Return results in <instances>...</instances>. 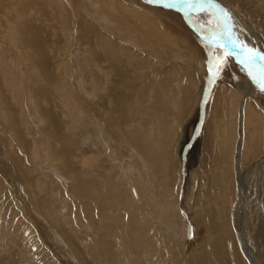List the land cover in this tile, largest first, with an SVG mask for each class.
Returning <instances> with one entry per match:
<instances>
[{
	"label": "rangeland",
	"instance_id": "1",
	"mask_svg": "<svg viewBox=\"0 0 264 264\" xmlns=\"http://www.w3.org/2000/svg\"><path fill=\"white\" fill-rule=\"evenodd\" d=\"M42 2L0 0V264H264V91L236 56L198 124L217 9L200 30L146 0ZM211 2L264 53V0Z\"/></svg>",
	"mask_w": 264,
	"mask_h": 264
},
{
	"label": "snow or ice",
	"instance_id": "2",
	"mask_svg": "<svg viewBox=\"0 0 264 264\" xmlns=\"http://www.w3.org/2000/svg\"><path fill=\"white\" fill-rule=\"evenodd\" d=\"M149 3L163 4L164 7L174 8L177 5L187 8L189 11L198 7L200 11H206L205 3H208L211 7L217 9L218 20L224 23V29L219 31L218 34L213 35L212 44L218 45L220 40L227 41V51H223L222 55H217L211 45L206 44L209 47V61L208 71L211 73L212 80H214L218 73L223 69L227 63L229 56H236L238 62L242 64L248 71L251 79L259 86L261 91H264V53L259 52L254 48H249L242 41H237L233 38L231 29L228 26V21L231 20V16L224 8L211 2V0H148ZM187 14V13H186ZM219 28V25L216 26ZM226 45H220V49L223 50ZM209 81V83L212 82Z\"/></svg>",
	"mask_w": 264,
	"mask_h": 264
},
{
	"label": "bare ground",
	"instance_id": "3",
	"mask_svg": "<svg viewBox=\"0 0 264 264\" xmlns=\"http://www.w3.org/2000/svg\"><path fill=\"white\" fill-rule=\"evenodd\" d=\"M12 1V0H11ZM26 1V0H25ZM36 1H38V3L39 4H43V2H42V0H36ZM36 1L35 0H32V2L33 3H35L36 4ZM69 2V1H68ZM146 2H148V0H146ZM149 3V2H148ZM82 4V3H81ZM150 4H152V5H155L156 3H150ZM22 5V4H21ZM32 5V4H31ZM66 5H67V3H66ZM158 5V4H157ZM55 6H57L56 4H55ZM81 6L82 5H80V7H78V8H81ZM177 6H179V5H177ZM32 7H34V8H36L35 6H32ZM41 7V6H40ZM39 7V8H40ZM64 7V6H63ZM180 8H182V10L184 11V10H187L185 7H182V6H179ZM98 8V7H97ZM106 8V7H105ZM23 9V8H22ZM21 9V10H22ZM31 9V8H30ZM37 9H38V7H37ZM77 9V8H76ZM81 9H83V7L81 8ZM94 9V8H93ZM112 9V8H111ZM35 10V9H34ZM74 10V9H73ZM96 10V9H95ZM193 10H195V9H193ZM192 9L189 11V10H187V14H186V12H185V14H186V16H188V18L190 19V22H191V24H193V25H197L198 27H200L199 25H198V22H196L195 21V19H194V14H193V11ZM24 11H25V9H24ZM31 11H32V9H31ZM61 11V10H60ZM70 11V10H69ZM76 11V10H75ZM77 11H79V10H77ZM76 11V12H77ZM85 11V10H84ZM196 11V10H195ZM81 12V11H80ZM83 12V11H82ZM104 12V11H103ZM114 12V11H113ZM33 13V12H32ZM34 13H39V12H37L36 10L34 11ZM72 13V12H71ZM17 14H18V12H17ZM19 14H21V13H19ZM35 14V15H36ZM40 14H42V12L40 13ZM40 14H37V15H39L40 16ZM60 14H62V13H60ZM76 14V13H75ZM197 14V13H196ZM23 14H21V16H22ZM30 15V14H29ZM34 14H32V16H33ZM34 15V17L37 19V17ZM43 15V14H42ZM64 15H66L65 13L63 14V17H64ZM90 15L92 16V14L90 13ZM17 16V15H16ZM31 16V15H30ZM94 16H96V15H94ZM93 16V17H94ZM20 17V16H19ZM50 17H51V15H50ZM59 17H60V15H59ZM106 17V16H105ZM16 18V17H15ZM18 18V17H17ZM23 18V17H22ZM31 18V17H30ZM43 18V17H42ZM72 18V17H71ZM78 18V20H76V17H75V21H77L78 22V24H79V26H84L85 25V23L87 22L86 21V19H83L82 17H77ZM95 18V17H94ZM186 18V17H185ZM20 18H18V20H19ZM38 19H40L39 17H38ZM37 19V20H38ZM44 19V18H43ZM60 19H62V17L61 18H59V20ZM202 19V18H201ZM16 20V19H15ZM31 20V19H30ZM29 20V21H30ZM47 20V19H46ZM50 20H52V19H50ZM63 20V19H62ZM74 20V19H73ZM94 20V19H93ZM193 20V21H192ZM17 21V20H16ZM34 21V20H33ZM36 21V20H35ZM56 21V20H55ZM96 21V20H95ZM17 22H19V21H17ZM38 22V21H37ZM46 22H48V21H46ZM51 21H49V23H50ZM57 22V21H56ZM77 22H75V23H77ZM97 22V21H96ZM30 22H28V24H29ZM36 23V22H35ZM39 23V22H38ZM37 23V24H38ZM40 23H45V20H44V22L42 21V22H40ZM48 23V26L49 25H52V24H49ZM66 23V22H65ZM74 23V22H73ZM8 24H10V23H8ZM12 24V23H11ZM33 24V23H32ZM59 24V23H58ZM78 24H77V26H78ZM31 25V24H30ZM34 25V24H33ZM44 25H46V24H44ZM65 25V24H64ZM67 26L69 25V24H66ZM114 25V24H113ZM259 25V24H258ZM262 25V27H263V25H264V23L263 24H261ZM76 26V25H75ZM202 26V25H201ZM9 27H10V25H9ZM12 27V26H11ZM31 27V26H30ZM39 27H41L40 25H39ZM124 27V26H123ZM203 27V26H202ZM13 28V27H12ZM76 28V27H75ZM74 28V29H75ZM204 28H205V26H204ZM105 29V28H104ZM193 29H195L194 27H193ZM198 29V28H197ZM33 30V29H32ZM36 30V29H35ZM200 30H203L201 27H200ZM264 30V29H263ZM77 31V30H76ZM106 31V30H105ZM70 32V31H69ZM73 32V31H72ZM209 32V31H208ZM264 32V31H263ZM74 33V32H73ZM104 33V32H103ZM77 34V33H76ZM108 34V33H107ZM75 35V34H74ZM114 35V34H113ZM123 36H125L124 34H123ZM138 36V35H137ZM67 38L69 37V36H66ZM112 37V36H111ZM113 38V37H112ZM235 38V37H234ZM69 39V38H68ZM68 39H66L67 41H68ZM127 39H128V37H127ZM144 39V38H143ZM25 40V39H24ZM72 40V39H71ZM28 40H26V42H27ZM123 41H124V39H123ZM134 42H135V40H134ZM224 42V41H223ZM226 42V41H225ZM28 43V42H27ZM66 44H68V42L66 43ZM70 44V43H69ZM102 44L104 45V46H108V42L106 41V40H104V39H102ZM124 44V43H123ZM130 44V43H129ZM80 45V44H79ZM135 45H137L136 43H135ZM29 47V45H26V47ZM68 47V46H67ZM86 47V46H85ZM85 47H83V48H85ZM88 47V46H87ZM86 47V48H87ZM80 49H81V47H80ZM128 49V48H127ZM32 50V49H31ZM67 50V49H66ZM45 53V52H44ZM43 54V53H42ZM125 54V53H124ZM49 55V54H48ZM75 55V54H74ZM84 55V54H83ZM39 56V55H38ZM36 57H37V55H36ZM109 57H110V55H109ZM112 58H115V54H113L112 56H111ZM37 58H40V59H38V60H40L41 61V66L42 67H44V65H45V57H43V55H41V57L39 56V57H37ZM47 59H49V57L47 58ZM67 59V58H66ZM83 59V58H82ZM37 60V59H36ZM76 60V59H75ZM78 60V59H77ZM36 62V61H35ZM78 63V62H77ZM48 64V63H47ZM49 64H50V62H49ZM99 65V64H98ZM49 66V65H48ZM92 65H90V67H91ZM19 67H20V65H19ZM47 67V66H46ZM53 67V66H52ZM62 67V66H61ZM67 67V66H66ZM80 68V67H79ZM78 68V69H79ZM97 69V68H96ZM99 69V68H98ZM44 70V69H43ZM99 70H101V69H99ZM45 71V70H44ZM49 71V70H48ZM51 71V70H50ZM49 71V72H50ZM81 71V70H80ZM91 71H93V70H91ZM112 71V70H111ZM90 72V71H89ZM94 72V71H93ZM105 72H106V70H105ZM78 73H80V72H78ZM101 73V72H100ZM49 74V73H48ZM105 74V73H104ZM80 75V74H79ZM84 77V76H83ZM92 77H93V75H92ZM106 78V77H105ZM9 79V78H8ZM62 79V78H61ZM80 79V78H79ZM109 80V79H108ZM107 80V81H108ZM67 81V80H66ZM106 81V80H105ZM107 81L105 82V83H107ZM10 82V81H9ZM68 82V81H67ZM18 83V82H17ZM89 83H91V82H89ZM78 84H80V86H81V88H82V90H83V86L84 85H86L85 83H84V80H82L80 83H78ZM61 85V84H60ZM91 85V84H90ZM94 85V84H93ZM68 86H69V84H68ZM95 87H96V85H94ZM251 83L250 82H244V83H241L240 85H239V89H240V91H242L243 92V94H245V98H244V100H243V102L241 103V108H240V118H239V122H240V137H242V135L243 134H241V131H243V129H244V124H245V122H244V112H245V106H244V104H245V102H246V98H248V96L250 95V94H252V93H255V92H253L252 91V89H251ZM61 87V86H60ZM70 87H72V86H69V88ZM85 87V86H84ZM93 87V86H92ZM103 87V86H102ZM20 88V87H19ZM77 88V87H76ZM98 88H99V85H98ZM71 89V88H70ZM69 89V90H70ZM93 89H95L94 87L91 89L92 90V92L94 91ZM67 90V89H66ZM72 90V89H71ZM100 90V89H99ZM85 92L87 91V90H84ZM13 92V91H12ZM69 92V91H68ZM71 92V91H70ZM78 92V91H77ZM82 92V91H81ZM80 92V93H81ZM89 92V91H88ZM88 92H86V94L88 93ZM95 93L97 92L96 90L94 91ZM99 92V91H98ZM252 92V93H251ZM59 93V92H58ZM75 93V92H74ZM91 93V92H90ZM63 93H61V95H62ZM65 94V93H64ZM63 94V95H64ZM78 94H79V92H78ZM85 94V93H84ZM92 95L94 94V93H91ZM15 95V94H14ZM20 95V94H19ZM60 95V93L58 94V96ZM60 95V96H61ZM67 95H69V94H67ZM96 94H94L93 96H95ZM17 96V95H16ZM15 96V97H16ZM23 96V95H22ZM59 96V97H60ZM71 96V95H70ZM70 96H68V99H70ZM77 96V95H76ZM78 96H80V95H78ZM82 96V95H81ZM89 96H90V94H89ZM209 96H210V94H209ZM209 96L207 97V101H206V104H207V102H208V99H209ZM63 97H65V95L63 96ZM67 97V96H66ZM66 97H65V99H66ZM87 97V96H86ZM60 98H62V96L60 97ZM71 98H74V97H71ZM77 98V97H76ZM91 98V97H90ZM251 98V97H250ZM256 98V97H255ZM63 99V98H62ZM89 99V98H88ZM92 100V99H91ZM94 100H96L95 99V97H94ZM255 100V99H254ZM69 101V100H68ZM70 101H72L73 103L75 102L74 101V99H71ZM26 102V101H25ZM88 102V101H87ZM95 102V101H94ZM33 103V102H32ZM49 103V102H48ZM63 104H64V102H63ZM69 104V103H68ZM76 104V103H75ZM205 104V105H206ZM60 105V104H59ZM65 106V105H64ZM63 106V107H64ZM61 107V106H60ZM69 108V107H68ZM67 108V109H68ZM65 109V108H64ZM206 109V108H205ZM68 110H71V109H68ZM65 112V111H64ZM69 112V111H68ZM86 112H88V111H86ZM60 113V112H59ZM63 113V112H62ZM61 113V114H62ZM67 113V112H66ZM66 113H64V114H66ZM71 113V112H70ZM91 113V112H90ZM204 114H205V112H204ZM68 115H70V114H68ZM68 115H64V116H68ZM97 115V114H96ZM95 115V116H96ZM39 116V115H38ZM37 116V117H38ZM56 116V115H55ZM91 116V115H90ZM51 117H53L52 115H51ZM70 117V116H69ZM75 117V116H74ZM81 117V116H80ZM85 117V116H84ZM62 118V117H61ZM97 117H95V119H96ZM203 118H204V116H203ZM41 121H42V119L41 118H39ZM58 119V118H57ZM71 119V118H70ZM91 119V118H90ZM46 120V119H45ZM48 120V119H47ZM86 120V119H85ZM92 120V119H91ZM97 120V119H96ZM38 121V120H37ZM60 121V120H59ZM93 121V120H92ZM92 121H90V122H92ZM62 122V121H61ZM95 122V121H94ZM97 122V121H96ZM48 123V122H47ZM63 123V122H62ZM99 123V122H98ZM41 124H43V122L41 123ZM49 125V124H48ZM52 125V124H51ZM53 125H54V127H55V132L57 133V134H60V133H62L63 131L62 130H64V129H62V126L60 125V124H58V123H56L55 121H53ZM81 125V124H80ZM50 126V125H49ZM51 127V126H50ZM50 127H49V129H50ZM63 127H65V126H63ZM70 127H68V129L67 130H70L69 129ZM81 128V127H80ZM243 128V129H242ZM92 129V128H91ZM50 131V130H49ZM52 131V130H51ZM50 131V132H51ZM115 131V130H114ZM54 132V133H55ZM49 133V132H48ZM63 133H66L65 131L63 132ZM68 134V133H67ZM48 135H50V133L48 134ZM64 135V134H63ZM56 136V135H55ZM65 136V135H64ZM48 137H50V136H48ZM65 137H67V136H65ZM64 137V138H65ZM91 138V137H90ZM110 138V137H109ZM243 138V137H242ZM48 139V138H47ZM51 139H52V137H51ZM55 139V138H54ZM50 140V139H49ZM59 141V140H58ZM105 141V140H104ZM241 142H242V140H240ZM46 142V141H45ZM50 143V142H49ZM65 143V142H64ZM46 144V143H45ZM66 144V143H65ZM46 147V146H45ZM238 150H241V144H239V146H238V148H237ZM46 151V153H50L51 154V152L52 151H50L49 149L48 150H45ZM62 151V150H61ZM65 152V151H64ZM79 152V151H78ZM61 153V152H60ZM66 153V152H65ZM239 153H240V151H239ZM58 154V153H57ZM63 154V153H62ZM61 154V155H62ZM80 154V153H79ZM75 155V154H74ZM81 155V154H80ZM46 156V155H45ZM59 156V155H58ZM57 155L55 156V158L56 157H58ZM64 155H62V157H63ZM70 156V155H69ZM72 157H74V156H72ZM80 157V156H79ZM79 157H77V158H79ZM38 158V157H37ZM48 158V157H47ZM70 158H71V156H70ZM81 158V157H80ZM79 158V159H80ZM54 159V158H53ZM52 159V160H53ZM76 159V158H75ZM62 159H60V161H61ZM241 160V159H240ZM64 161V160H63ZM77 161V160H76ZM80 162H82L81 161V159L79 160ZM52 163V162H51ZM84 163V162H83ZM53 164V163H52ZM61 164V163H60ZM66 164V163H65ZM85 164V163H84ZM83 164V165H84ZM87 164V163H86ZM78 165V164H77ZM240 165V164H239ZM52 168H54V166H52ZM59 168V167H58ZM68 168V167H67ZM79 168V167H78ZM73 169V168H72ZM74 170V169H73ZM83 170V169H82ZM103 170V169H102ZM62 171V170H61ZM80 172L79 173H81V170H79ZM98 171V170H97ZM105 172V171H104ZM61 173V172H60ZM91 173V172H90ZM103 173V172H102ZM88 174V173H87ZM91 174H94V173H91ZM64 175V174H63ZM72 175V174H71ZM75 175V174H74ZM94 175H96V174H94ZM84 176V175H83ZM74 177H76V176H74ZM80 177V176H79ZM78 178V177H77ZM68 180H70V179H68ZM72 180V179H71ZM104 180H106L105 179V177H104ZM79 181V180H78ZM87 183H88V181H86ZM105 182V181H104ZM108 182V181H107ZM70 183V182H69ZM81 183V182H80ZM110 183V182H109ZM82 184V183H81ZM112 184V183H111ZM115 184V183H114ZM117 184V183H116ZM71 185V184H70ZM73 185V184H72ZM113 186V185H112ZM86 187V186H85ZM91 187V186H90ZM92 188V187H91ZM89 189V188H88ZM85 190V189H84ZM108 190V189H107ZM111 190V189H110ZM111 192V191H110ZM80 194V193H79ZM111 196V195H110ZM120 197H121V195H120ZM70 199V198H69ZM94 199V198H93ZM92 199V200H93ZM120 200H121V198H120ZM43 208V207H42ZM50 212V211H49ZM61 220V219H60ZM135 227V226H134ZM243 250H244V252H245V254L248 256V249L246 250V248H244L243 247ZM250 253V252H249ZM249 261V260H248ZM249 264H250V262H249Z\"/></svg>",
	"mask_w": 264,
	"mask_h": 264
},
{
	"label": "water",
	"instance_id": "4",
	"mask_svg": "<svg viewBox=\"0 0 264 264\" xmlns=\"http://www.w3.org/2000/svg\"><path fill=\"white\" fill-rule=\"evenodd\" d=\"M196 30H197V28H195ZM210 80H212V76L210 75V77H209V81ZM209 81H208V84H207V87H206V92H205V94H204V97H203V100H202V102H201V105H202V110H201V116H200V119L198 118V124L199 123H201L202 122V117L204 116V110H205V102L207 101V96H208V94H209V89H210V87H211V85H212V82L211 83H209ZM213 81V80H212Z\"/></svg>",
	"mask_w": 264,
	"mask_h": 264
}]
</instances>
